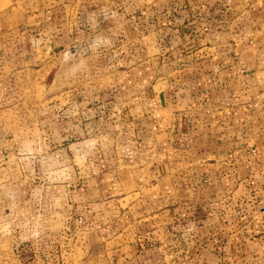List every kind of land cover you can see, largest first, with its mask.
I'll return each instance as SVG.
<instances>
[{
	"label": "crops",
	"instance_id": "obj_1",
	"mask_svg": "<svg viewBox=\"0 0 264 264\" xmlns=\"http://www.w3.org/2000/svg\"><path fill=\"white\" fill-rule=\"evenodd\" d=\"M0 218L7 264H264V0H0Z\"/></svg>",
	"mask_w": 264,
	"mask_h": 264
},
{
	"label": "rangeland",
	"instance_id": "obj_2",
	"mask_svg": "<svg viewBox=\"0 0 264 264\" xmlns=\"http://www.w3.org/2000/svg\"><path fill=\"white\" fill-rule=\"evenodd\" d=\"M100 35L102 34L91 36L88 43L80 42L81 47L83 45L86 46V49H89L85 50V54L79 52L71 56L69 53H59L51 56L50 53L47 52L37 55V58L32 59L31 63L35 67L37 66L35 60H41V62L46 64L49 63L50 58L53 60V63H58L57 67H61V65L65 67L64 65H68V67L72 68L73 72H68L69 75H67L72 78L73 81H67L65 78L66 75L60 82L56 81L54 75L57 71H52V75L46 71V76L43 77L44 79L40 82V84L36 85H39V87H37L35 90L28 85L26 86L25 83L23 84L22 90H20L23 99H26L29 102L35 100L37 103V110L39 107L47 109L50 102L47 100V97L52 94L55 89H59V91L62 93L68 89L94 91L112 84V82L115 80L114 76H119L120 68L118 69L117 65L115 66L113 58L110 55H107L105 59L99 60L101 54L98 52L99 42L97 40L101 38ZM46 45L48 46V44ZM83 58H87V60ZM82 60H84L85 63H83ZM63 73L65 74V71ZM61 92L58 93L59 97L61 96ZM60 102L62 105L66 103L64 98H62ZM34 104H31L30 102L32 108ZM35 106L32 110L33 114H35ZM2 221L3 220L0 218V264H7L9 259V231L5 222Z\"/></svg>",
	"mask_w": 264,
	"mask_h": 264
}]
</instances>
